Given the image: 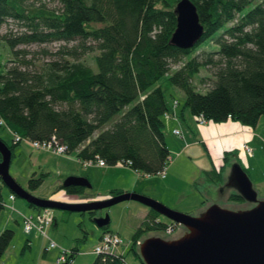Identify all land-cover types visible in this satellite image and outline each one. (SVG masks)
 Here are the masks:
<instances>
[{
	"label": "trees",
	"instance_id": "1",
	"mask_svg": "<svg viewBox=\"0 0 264 264\" xmlns=\"http://www.w3.org/2000/svg\"><path fill=\"white\" fill-rule=\"evenodd\" d=\"M26 1L34 0H0V27L9 19L25 27L24 32L3 38L16 59L7 60L14 64L4 63L0 70V120L5 124L0 131L7 129L13 140L8 144L0 139L12 157L21 143L15 142V135L32 142L54 137L66 146V154L74 153L81 162L100 159L108 166L156 174L170 159L163 117L180 103L181 119L188 110L198 122L230 119L253 131L264 116V0H191L203 32L189 49L170 44L179 0H45L57 3V9L28 6ZM52 42L77 46L62 50L61 60L39 69L17 49ZM95 51L93 67L80 60ZM201 69L211 75L199 79L203 90L193 82ZM168 88L179 90L182 101L172 93L168 101ZM238 152L225 151L224 164L204 172L205 183L219 185L224 166L238 158ZM42 181L31 177L28 188L35 190ZM3 187L0 179V212ZM59 190L66 197L85 194L81 186L60 185ZM120 193L112 191L109 197ZM227 199L243 202L236 192ZM159 216L149 209L132 237L130 250L141 264L139 238L177 226ZM102 229V234L112 233L108 225ZM13 236L10 229L0 233V259ZM77 252L72 249L63 264H71ZM91 264L127 263L125 255L113 252L97 254Z\"/></svg>",
	"mask_w": 264,
	"mask_h": 264
},
{
	"label": "rangeland",
	"instance_id": "2",
	"mask_svg": "<svg viewBox=\"0 0 264 264\" xmlns=\"http://www.w3.org/2000/svg\"><path fill=\"white\" fill-rule=\"evenodd\" d=\"M27 4L28 6L44 5L47 8H58L57 3L45 0L29 1ZM24 30L23 23L13 19L7 20L0 27V70L4 63H6V66L14 64V62L7 63V60H16L15 56L8 53L9 47L5 44L4 36L13 37L24 32ZM76 44L75 42H52L22 45L18 46L17 49L25 52V56L30 60L33 68L39 69L53 60H61L63 56L61 51L66 48H74V46H77ZM204 49L210 50L209 47ZM95 54H97L96 51L86 53L81 55L80 60L93 67ZM65 58L69 60L70 57L65 55ZM208 76H211L209 71L201 69L193 82L200 90H203L204 86L200 85L199 79ZM161 84L165 87L164 79ZM170 93L175 95L179 101H182L183 94L175 88L166 89L168 101H171ZM181 104L178 105V110ZM186 114V118L189 119L190 112L188 110H186ZM166 118H163L165 123L164 132L170 151V159L165 168L166 179L165 176L159 173L145 174L123 165H106L102 169L84 166L74 153L55 155L47 150L35 149L27 141H21L14 147L9 173L20 186L28 190L34 197L45 200L51 199L50 196L62 185L66 178L82 177L87 178L91 184V188H86L87 190L82 196L86 200H90L91 196L97 197V195L109 197L112 191L132 192L150 197L170 209L191 216L200 214L213 203L229 210L252 207L253 205L246 201L241 203L229 201L227 197L234 191L226 188L221 192L219 191V186L225 184L226 181L223 180L219 185L205 183L202 170L210 169V163L207 152L201 144H190L188 148H184L178 153L171 150L170 141L174 138L181 139V136L171 133L166 125ZM186 126L187 124L182 122L178 128L185 136H188L189 131ZM263 127L264 116L259 119L253 131L254 135L248 144L251 152L248 153L245 145L243 147L246 152L245 157L242 155L239 158H230L227 166H224L223 172V177L226 180L230 166L235 162L241 164L252 182L258 200H264ZM0 137L8 144L12 143L13 136L7 129L0 131ZM187 140L190 141L191 139L187 137ZM208 145L211 149L212 145L209 143ZM211 152L217 160L218 151L212 149ZM31 177L43 179L41 185L35 190L28 188V180ZM193 181L197 183L196 186L194 184L191 186ZM10 193L6 187H3L2 195L6 206L0 212V233L5 229H10L14 232V236L2 255L0 264H58L57 258L62 250L70 253L74 248L78 252L74 255L71 264H91L97 256L94 249L99 244V237L103 233V229L96 225L95 219L103 218L106 214L109 216L108 230L122 240V243L116 246L115 252L125 255L127 264H141L130 250V247L135 231L149 211L147 206L134 200H127L107 208L95 210L93 213L89 211L68 212L55 209H41L38 211V209L30 207L25 200L17 196H15V200H9ZM53 200H57V198ZM38 212L50 221V225L45 227L46 236L36 230L29 233L24 231V217H33V223L38 225L36 218ZM159 219L167 224L171 222L162 215L159 216ZM184 231L186 229L183 226L177 225L173 226V231L170 234L165 231L148 232L142 235L141 240L151 235L165 239L174 238L180 236ZM138 241H140V238ZM51 242L57 247H50Z\"/></svg>",
	"mask_w": 264,
	"mask_h": 264
},
{
	"label": "water",
	"instance_id": "3",
	"mask_svg": "<svg viewBox=\"0 0 264 264\" xmlns=\"http://www.w3.org/2000/svg\"><path fill=\"white\" fill-rule=\"evenodd\" d=\"M176 28L170 44L189 49L200 39L203 27L191 0H179L174 8ZM12 153L0 139V179L17 197L40 209L68 212L95 211L127 200L137 201L159 215L168 218L184 231L174 238L151 235L138 241L137 250L143 264H264V200H258L252 182L238 162L230 166L225 184L219 186L233 190L243 201L253 206L229 210L213 203L196 216L175 211L162 203L132 192L120 193L102 200L66 202L34 197L10 175ZM223 182V183H224ZM91 188L87 178L68 177L62 186ZM219 192V193H220ZM99 228L109 223V216L95 219Z\"/></svg>",
	"mask_w": 264,
	"mask_h": 264
},
{
	"label": "crops",
	"instance_id": "4",
	"mask_svg": "<svg viewBox=\"0 0 264 264\" xmlns=\"http://www.w3.org/2000/svg\"><path fill=\"white\" fill-rule=\"evenodd\" d=\"M186 115H187L186 111H184L183 119L179 118V110L175 108L174 112H172L170 116L166 118V125L168 129L171 130V133L173 135H175L173 131L175 129L179 130L178 126H180L182 122H184V124L185 123L187 124L186 127L188 128V131H189L188 136H185V134H183V132L181 131V135H180L181 139L174 138L173 140L170 141L169 145H170L171 150H174L175 152L178 153L180 150L182 151L184 148H188L190 144L198 143L202 145V143H204L205 146L203 145L202 146L207 152L208 160L210 163V169L213 168L214 164L217 166H220V165L222 166L224 164L223 153L225 151H231V150L236 149L239 151L237 155L238 158L242 157V155L245 157L246 152L243 150V146L245 143L249 144L250 139L254 135V132L251 128H248L244 125H241L239 122L233 121L230 119L222 123H212V122L200 123L191 114L189 116V119L186 118ZM187 137L190 138L191 140L188 141ZM208 143L212 145L211 149ZM212 149L213 150L216 149L218 151L217 160L214 158L213 153L211 152ZM93 167H96L97 169H102L105 166L100 167V166L93 165ZM208 170H202V172H205ZM164 178L166 179L167 176H165ZM193 184H194V181L192 182V185L191 184L190 185L193 186ZM86 190L87 189L85 188V192ZM11 194L12 192L10 193V195ZM106 197L108 196L97 195V197L91 196L89 199L95 200L98 198H106ZM50 198L51 199L57 198V200L66 201V202L67 201L79 202V200H86V198H80L78 196L66 197L65 192L63 190L55 191L50 196ZM13 200H15V198ZM4 203L6 202L4 201ZM55 226H57V224H55Z\"/></svg>",
	"mask_w": 264,
	"mask_h": 264
},
{
	"label": "built area",
	"instance_id": "5",
	"mask_svg": "<svg viewBox=\"0 0 264 264\" xmlns=\"http://www.w3.org/2000/svg\"><path fill=\"white\" fill-rule=\"evenodd\" d=\"M175 105H176V103H174V107H175ZM169 116H170L169 113H166L164 115V117H169ZM228 118H230V117H228ZM204 122H205L204 119L201 118L200 123H204ZM0 125H5V124L3 121L0 120ZM173 132L177 136L181 135L180 130L175 129ZM14 140H15V142L26 141V140H21L20 137H18L17 135L14 136ZM27 142H29L32 145V147L35 149L47 150V151H50L51 153H53L55 155L66 154V146L59 143L54 137H52L50 140H46L43 142H37V141L36 142L27 141ZM245 145L247 146L246 149H247L248 153H250L251 152L250 147L247 144H244V146ZM82 164L84 166L96 165V166H100V167H104L106 165L104 163V161L100 160V159L96 160V161H85V162H82ZM159 174H161L162 176H165V169H163ZM14 198H15V196L13 194H11L9 196L10 200H13ZM4 206H6L5 203H4ZM36 218H37L38 225L33 223V217H28V218L24 217V231H25V233H29L33 230H36L38 233L42 234L43 236H46L45 227L50 225V221L45 216L40 215L39 212H38ZM172 231H173V226L171 224L167 227L166 233L170 234ZM121 243H122V240L120 239V237H118L114 233L102 234L100 239H99V244L94 249V253L95 254L113 253V252H115L116 246L121 244ZM55 246L56 245L51 242L50 247L53 248ZM67 254H68V252L66 250H62V252L60 253V255L57 258L58 264L66 261Z\"/></svg>",
	"mask_w": 264,
	"mask_h": 264
}]
</instances>
